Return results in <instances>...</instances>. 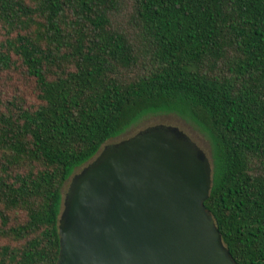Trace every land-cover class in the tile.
<instances>
[{
  "label": "trees",
  "instance_id": "1",
  "mask_svg": "<svg viewBox=\"0 0 264 264\" xmlns=\"http://www.w3.org/2000/svg\"><path fill=\"white\" fill-rule=\"evenodd\" d=\"M155 114L209 136L205 205L264 264V0H0V264H57L67 182Z\"/></svg>",
  "mask_w": 264,
  "mask_h": 264
},
{
  "label": "water",
  "instance_id": "2",
  "mask_svg": "<svg viewBox=\"0 0 264 264\" xmlns=\"http://www.w3.org/2000/svg\"><path fill=\"white\" fill-rule=\"evenodd\" d=\"M211 163L178 128L107 145L73 179L57 264H238L205 202Z\"/></svg>",
  "mask_w": 264,
  "mask_h": 264
},
{
  "label": "rangeland",
  "instance_id": "3",
  "mask_svg": "<svg viewBox=\"0 0 264 264\" xmlns=\"http://www.w3.org/2000/svg\"><path fill=\"white\" fill-rule=\"evenodd\" d=\"M157 125H166L178 128L180 131L184 132L188 135L198 146L204 151L207 157L210 160L211 168H212V142L209 136L197 125L194 123L183 119L182 117L176 114H155V115H148L142 118L136 125L129 128L123 135L118 138H115L109 141L107 145L118 144L121 141L129 139L136 135L138 132L145 130L149 127L157 126ZM104 146V147H105ZM102 148V150L104 149ZM101 150V151H102ZM82 171V168L78 169L75 174L71 177V179L67 182L65 189H64V203L69 193V189L72 183V179ZM65 206L63 208L64 213Z\"/></svg>",
  "mask_w": 264,
  "mask_h": 264
}]
</instances>
